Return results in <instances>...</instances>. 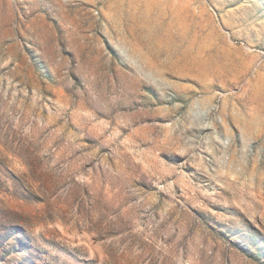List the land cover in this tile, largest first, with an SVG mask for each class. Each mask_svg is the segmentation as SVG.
<instances>
[{
  "label": "rangeland",
  "instance_id": "rangeland-1",
  "mask_svg": "<svg viewBox=\"0 0 264 264\" xmlns=\"http://www.w3.org/2000/svg\"><path fill=\"white\" fill-rule=\"evenodd\" d=\"M0 264H264V0H0Z\"/></svg>",
  "mask_w": 264,
  "mask_h": 264
}]
</instances>
